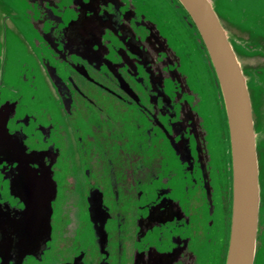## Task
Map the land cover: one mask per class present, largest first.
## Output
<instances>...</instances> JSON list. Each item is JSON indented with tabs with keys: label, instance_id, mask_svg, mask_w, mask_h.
Instances as JSON below:
<instances>
[{
	"label": "flooded vegetation",
	"instance_id": "flooded-vegetation-1",
	"mask_svg": "<svg viewBox=\"0 0 264 264\" xmlns=\"http://www.w3.org/2000/svg\"><path fill=\"white\" fill-rule=\"evenodd\" d=\"M247 92L264 264V0H206ZM226 94L181 0H0V264H226Z\"/></svg>",
	"mask_w": 264,
	"mask_h": 264
},
{
	"label": "water",
	"instance_id": "water-1",
	"mask_svg": "<svg viewBox=\"0 0 264 264\" xmlns=\"http://www.w3.org/2000/svg\"><path fill=\"white\" fill-rule=\"evenodd\" d=\"M193 15L214 58L228 106L233 154V216L226 264H251L258 205L250 104L235 57L206 0H181Z\"/></svg>",
	"mask_w": 264,
	"mask_h": 264
}]
</instances>
